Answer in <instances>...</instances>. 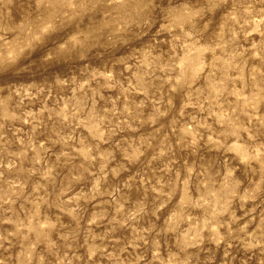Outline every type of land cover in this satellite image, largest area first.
<instances>
[{"label": "rangeland", "instance_id": "obj_1", "mask_svg": "<svg viewBox=\"0 0 264 264\" xmlns=\"http://www.w3.org/2000/svg\"><path fill=\"white\" fill-rule=\"evenodd\" d=\"M0 264H264V0H0Z\"/></svg>", "mask_w": 264, "mask_h": 264}]
</instances>
